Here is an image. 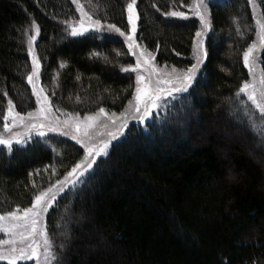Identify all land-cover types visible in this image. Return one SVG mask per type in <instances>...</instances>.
Returning a JSON list of instances; mask_svg holds the SVG:
<instances>
[{"label": "trees", "instance_id": "trees-1", "mask_svg": "<svg viewBox=\"0 0 264 264\" xmlns=\"http://www.w3.org/2000/svg\"><path fill=\"white\" fill-rule=\"evenodd\" d=\"M78 1L93 19L131 30V0ZM257 1L264 24V0ZM191 3L137 0L135 39L156 66L193 64L199 20L163 15ZM208 17V56L193 88L143 124L130 123L94 174L58 194L45 214L58 264H264V117L236 95L249 79L243 53L257 26L248 0L210 5ZM77 20L72 0H0V132L9 101L15 113L36 109L25 35L35 25L38 80L53 110L120 114L131 101L135 74L121 70L134 64L126 42L96 30L70 36ZM258 59L264 78V46ZM45 133L12 151L0 145V214L30 207L83 159L80 143Z\"/></svg>", "mask_w": 264, "mask_h": 264}, {"label": "snow or ice", "instance_id": "snow-or-ice-1", "mask_svg": "<svg viewBox=\"0 0 264 264\" xmlns=\"http://www.w3.org/2000/svg\"><path fill=\"white\" fill-rule=\"evenodd\" d=\"M73 3H78V0H73ZM204 0H199L196 5V15L200 17L203 22V29L196 32V63L191 67L184 69L177 73L173 69L172 73L166 74L158 72L154 66V57L144 50L137 52L140 47L134 39V34L137 32L139 15L136 10L137 0H131L127 4V23L130 25L131 31L125 33L115 24H107L105 26L99 19H93L88 13L84 12L83 7H80L81 19L79 23L69 24L67 31L70 36H84L92 30H103L105 27L108 32H114L120 36L125 37L127 41V48L136 56L135 66L125 67L121 70L124 72L136 73V87H135V103L132 101L134 115L132 118L140 121H145L152 117L154 110L159 109L163 104L167 103L168 98H176L180 94L188 93L190 88H193L194 82L197 78V72L204 59L208 56L207 48L204 47V35L210 29L211 25L204 11L201 10V5ZM165 17L187 18L186 14L181 11H171L163 13ZM34 23V22H33ZM67 23V22H66ZM259 23V21H257ZM262 33H264V24H260ZM36 33L39 34L40 29L35 25ZM36 36H30L28 40V50L32 53V72L28 76V83L32 85L33 93L36 96L37 103L40 104L38 116H45L48 112L49 97L44 94L43 88L37 90L34 79L39 75L40 62L32 48ZM261 45L264 46V34L260 37ZM255 43L248 47L243 53V62L245 66L249 67V72L252 73L251 63L255 55ZM99 56V53H94ZM64 62H61L60 67L63 68ZM156 76L153 80L152 77ZM79 79V77H77ZM247 94V99L251 101L254 107L264 115V78L260 81V91L257 92V85L253 82L245 81L238 92ZM8 113L11 115L12 123H8L9 115L4 116L5 123L3 124L4 132L0 133V145L5 146L8 151H12L13 145L24 144L27 139L31 138L33 130L43 137L46 135L43 129L48 128L46 122H37L36 117L32 113L28 116L30 119H25L19 113L12 114L11 101ZM99 114H105L103 107L99 108ZM97 115H87L83 122L79 119L73 118L65 121L64 124L75 128L78 135L73 136V139H78L83 144L85 150V157L80 162L76 163L69 171L66 172L63 179L57 180L55 184L50 185L46 190L40 191L35 195L30 207L23 208L22 211L17 208L14 211H8L0 214V232L6 234V239H0V260L7 261V264H17V261L32 260L35 258L36 264H42L41 257H43V264H52L57 262L58 257L53 252V244L48 235L47 228L42 221V215L47 213L52 207L53 202L57 201L58 194L64 193L66 190L76 189L79 185L84 184L86 178L90 174H94V166L97 165V158L106 156L111 146L112 141L119 140L123 135V129L127 127L128 114H123V119L115 132H109V139L102 141L100 144L94 142L90 134V130L96 127ZM112 123L115 125V120ZM19 124L24 131H14L15 126ZM51 131H56L55 127L50 128ZM68 135V132L64 133ZM27 137V139H26ZM63 249L64 245H60Z\"/></svg>", "mask_w": 264, "mask_h": 264}, {"label": "rangeland", "instance_id": "rangeland-1", "mask_svg": "<svg viewBox=\"0 0 264 264\" xmlns=\"http://www.w3.org/2000/svg\"><path fill=\"white\" fill-rule=\"evenodd\" d=\"M221 1L222 0H204V4L201 5V10L206 13L208 20H209V17H208V8H209V6L211 4L219 3ZM248 1L250 3V6H251V9H252V12H253V16H254V20H255V23H256V26H257V35H256V38H255V41H254V43L256 45L255 55H254L253 58H251L252 59L251 68H252L253 71H252V73L249 72V79L247 81L248 82H253L254 81L256 83V85H257V92H259L260 91V81L263 78V75L260 72L259 67H258V65H259L258 56H259V54L261 52V49H262V45H261V42H260V37H261L262 34H264V33H262V30L260 28V24H263V21H262V17H261V14H260V8H259V5H258V1L257 0H248ZM197 4H199V0H192V3L190 4V6L187 9V11H181V10L171 9L169 12H171V11H181V12H184L186 14V17L187 18H189V17H195V18H197L199 20V22H200V27H199V30L198 31H201L203 29V22L201 21L200 17L195 14L196 13V5ZM74 5H75L76 10H77V13H78V18L80 20L81 19L80 7L82 5H81V3L79 1H78V3H74ZM83 10H84V12H86V10L84 9V7H83ZM180 19H182V18H180ZM79 20H77L75 23L78 24L79 23ZM257 21H259V23H257ZM105 26H106V24H105ZM96 31L110 33V32L107 31V28L106 27L103 30H96ZM209 31H210V29L205 33L204 40H205L207 34L209 33ZM111 33H114V32H111ZM114 34H116V33H114ZM25 35L27 37V50H28V48H29V45H28L29 37L30 36H36L35 27L34 26L28 27L26 29V31H25ZM116 35H118V34H116ZM120 37L123 38L124 41L127 44V41H126L125 37H123V36H120ZM134 39H135V34H134ZM197 39L198 38L195 37V41H194V45H193V53H192V56H193V64L196 63L197 53H196V50L195 49H196V41H197ZM34 42L32 44V48H33ZM138 45L140 46L139 43H138ZM33 50H34V48H33ZM140 50H143V49L141 47H139L137 49V52H139ZM28 54H29V57H30L31 67H33V64H32V53L29 50H28ZM133 58H134V64L131 65V66H135V64H136V56L133 55ZM153 63H154V61H153ZM154 66L157 68V71L158 72H164L166 74L172 73L173 69H175L177 73L183 71V70H178V69L173 68V67H158V66H156L155 63H154ZM201 66H202V64L200 65V68L198 69V72L200 71ZM248 69H249V67H248ZM31 72H32V70H31ZM198 72H197V74H198ZM133 73L135 74V87H136V83H137L136 82V73L135 72H133ZM152 79L155 80L156 79V76L154 75L152 77ZM34 83L36 84L37 90H39L41 88V86L39 84L38 76L34 79ZM29 85H30V88H31L32 93H33L32 85L31 84H29ZM243 95L247 99V94L246 93H243ZM33 96H34L35 101H36V109L31 112L33 114V117H36V121L37 122L43 121V122H46L49 125V127L43 129V131L57 133V134H60V135L69 137L71 139H73L72 138L73 136L78 135V134L76 133L74 127L69 128V127H67L64 124V122L65 121H69V120H71L73 118L79 119L81 122H83L85 116H87V115H97L96 127L94 129L90 130V134L93 137L94 142L97 143V144H100L102 141L109 139L108 133L109 132H115L116 127L119 126V124L121 123V121L123 119V114L126 113V112L128 114L127 127H128V125L130 123H138V124L140 123V124H143L145 121H147L149 119L148 118L147 120H145V121L142 122V121H140L138 119L132 118L133 115H134V109L132 107V104H130V103H128V105L126 106V108L120 114H111V113H108L106 111H105L106 115L105 114H99V110H98V111H96L94 113L79 115V114H74V113H60V112H57V111H55V110H53L51 108L50 101H49V103L47 105L48 112L46 113L45 116L41 117V116H38L37 115L38 114V110L40 108V104L37 103L36 96L34 95V93H33ZM131 101L133 102V104L135 103V91H134V95H133ZM248 102L259 113V111L251 103V101L248 100ZM157 110L158 109L154 110V112H156ZM12 114H15V112L13 111ZM20 115L21 116H24L26 120L27 119H30V117L28 116V114H25V115L20 114ZM260 115L264 117V115H262L261 113H260ZM113 119L115 120V125L112 123ZM8 123H10V124L12 123L11 115H9V122ZM52 127H55L57 130L56 131L49 130ZM127 127L123 129V133L127 129ZM14 131H24V129L22 128V126H20L19 124H17L15 126V128H14ZM65 132H68V135H65L64 134ZM0 133H2V132H0ZM32 133H36L35 130H33ZM73 140H75L78 143H80L78 139H73ZM80 144L83 146L82 143H80ZM84 157H85V155H84ZM84 157H83V159H84ZM20 210L22 211V209H20ZM45 214L42 215V221H43V223H44ZM6 238H7L6 234L0 232V239H6ZM0 261H4V260H0ZM26 261H30V262H32V264H36L35 258H33L32 260H26ZM41 262L43 264V257H41ZM52 264H55V262H52Z\"/></svg>", "mask_w": 264, "mask_h": 264}]
</instances>
